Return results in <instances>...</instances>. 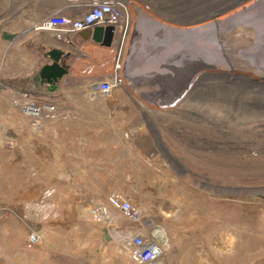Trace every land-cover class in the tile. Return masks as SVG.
Listing matches in <instances>:
<instances>
[{
    "label": "rangeland",
    "instance_id": "obj_1",
    "mask_svg": "<svg viewBox=\"0 0 264 264\" xmlns=\"http://www.w3.org/2000/svg\"><path fill=\"white\" fill-rule=\"evenodd\" d=\"M125 1L130 2L133 21L126 52L131 57L130 52L140 48L144 55L140 67L130 70L135 86L125 84L111 94L99 93L88 99L72 94L94 90L90 84L72 79L60 82L56 89L64 96L68 93L69 98L61 95L54 105L66 119L45 121L52 130L43 132L46 136L39 142V158L48 161L38 162L37 179L29 178V164L19 161L14 152L17 148L0 146V198L6 190L30 191L35 183L42 193L47 188L54 190L56 198L63 178L77 186V164L61 162L63 123L89 117L107 127L132 118L149 141V158L144 159L149 177L143 194L141 169L129 171L135 184L127 189L134 193H118L142 211L148 224L145 230L159 236L164 247L159 264H264V22H257L264 9L224 28L215 42L199 45L194 40L180 41L181 30L197 26L207 37L205 25L212 22L209 14L217 16L220 23L257 3L264 5V0ZM64 6V0L37 3L39 12ZM28 9L25 0H0V28L25 27L26 20L18 14ZM140 10L147 16L142 18L144 24L139 21ZM140 27L145 35L136 45L134 32ZM172 29L175 34L169 32ZM38 36L39 42L48 38L43 32ZM219 53L234 72L223 66ZM184 84V89L180 88ZM136 88L147 92L144 97L157 99L137 97L133 93ZM194 100L199 103L197 108L176 107L179 102ZM45 102L39 97V105ZM115 108L121 109L119 114ZM98 166L95 173L102 178V185L115 174L127 176L122 164ZM82 173L88 174L86 170ZM168 187L190 193L167 194ZM3 204L0 202V207ZM26 225L28 236L37 232ZM103 226L116 251L111 257L103 253V263L94 264H135L115 227Z\"/></svg>",
    "mask_w": 264,
    "mask_h": 264
},
{
    "label": "crops",
    "instance_id": "obj_2",
    "mask_svg": "<svg viewBox=\"0 0 264 264\" xmlns=\"http://www.w3.org/2000/svg\"><path fill=\"white\" fill-rule=\"evenodd\" d=\"M25 1L29 3V9L20 12L18 18L25 19L26 26L0 28V146L17 148L14 152L20 156L19 161L29 164L27 176L37 179L38 162L48 161L39 158V142L42 136H46L43 132L52 129L45 121L36 128L33 120L22 114L14 100L19 98L21 91L29 89L38 99L46 100V104H55L61 95L69 98L68 93L64 96L56 89L60 82L67 79L93 87L111 71L114 54L110 46L94 42L86 34L73 37L67 45L55 44L49 35L47 40L39 42L40 32L35 29L37 19L49 16L61 7L39 12L38 0ZM53 50L62 53L58 65L63 74L59 79L48 82L41 77V73L46 66L53 64L49 56ZM72 95L93 99L99 96V92L88 90ZM115 110L119 114L121 109ZM60 126L61 162L77 164V186L63 178L61 192L56 194V198L54 190L47 188L42 193L38 183L30 191L6 190L4 198H0V202L4 203L0 207V264L103 263V253L111 257L116 250L109 242L105 226H99L92 220L90 211L93 206L115 191L124 195L133 194L129 189L135 183L129 171L135 169L142 171L141 193H146L145 181L149 176L145 172L147 168L148 173L149 168L144 166V159L148 161L149 158V141L132 118L126 123L106 127L95 118L80 117L77 122ZM105 130L119 133L103 135L101 132ZM123 131L131 132V135H124ZM135 132L137 135L133 134ZM103 141L109 143L103 144ZM100 163L122 164L127 176L115 174L108 178L107 184L102 185V178L95 173ZM82 170L88 174L83 175ZM176 189L165 188V193H190L189 190ZM2 192L0 190V195ZM114 216L118 222L114 226L115 233L123 237L127 233L123 219L118 213ZM26 222L41 238L40 243L33 247L27 243L29 231Z\"/></svg>",
    "mask_w": 264,
    "mask_h": 264
},
{
    "label": "built area",
    "instance_id": "obj_3",
    "mask_svg": "<svg viewBox=\"0 0 264 264\" xmlns=\"http://www.w3.org/2000/svg\"><path fill=\"white\" fill-rule=\"evenodd\" d=\"M129 4L130 2L125 0H66L63 8L42 18L37 22L35 29L49 35L55 44L67 45L73 37L86 34L96 27L111 28L113 38L109 48L114 54L113 66L108 75L93 86L100 94L108 95L125 84L130 88L135 86L128 67L131 57L126 52L133 23ZM141 12L143 11L140 10ZM133 91L134 95L146 101L157 99L144 97L147 92L141 88ZM34 94L29 89L21 91L14 103L23 115L33 120L36 128L42 121H51L58 117L66 119V115L62 116L56 105L46 103L39 105L38 97ZM117 213L123 219V225L127 230L126 235L120 236L119 240L127 244L130 260L135 264H159L164 254L159 236L155 231L145 230L148 224L144 221L142 211L124 195L118 192L111 193L95 204L90 211L94 222L108 226L118 225L114 216ZM40 241L37 232L27 238L29 247L39 244Z\"/></svg>",
    "mask_w": 264,
    "mask_h": 264
},
{
    "label": "bare ground",
    "instance_id": "obj_4",
    "mask_svg": "<svg viewBox=\"0 0 264 264\" xmlns=\"http://www.w3.org/2000/svg\"><path fill=\"white\" fill-rule=\"evenodd\" d=\"M253 7V8H252ZM252 7H250V8H245L246 10L244 11V12H241V13H237L235 16H231L230 18H228V19H226L225 21H223V22H220L219 23V21L220 20H216L215 18L217 17V16H215V15H210L209 14V17L208 18H210V20H212V22L210 23V25H205V26H207L208 27V35H207V37H205V34H203L204 32H202V30L203 29H198V26L197 27H193V28H190V29H183V30H181V34H180V41L181 42H183V41H185L186 42V40L187 39H189V40H194V42L196 43V44H199V45H202L203 43L205 44L206 43V41H214L215 42V40H218V38H219V35H220V32L224 29V28H226V27H228V26H230V25H232L235 21H237V20H240V19H246V18H248L249 16H253L252 14H254V12L256 11V10H262V9H264V5H259V3H257L255 6H252ZM257 12V11H256ZM258 13V12H257ZM214 14V13H213ZM260 16V15H259ZM146 17V19H147V16H146V14L144 13V12H141V14H140V16H139V18L141 19V20H139L140 21V24H142L143 23V20L144 19H142V18H145ZM204 17H206V16H204ZM207 18V17H206ZM203 20H204V18H203ZM259 21H263L264 22V16L263 17H260L259 18V20L257 21V22H259ZM144 24V23H143ZM140 26V25H139ZM202 27V26H201ZM138 28V27H137ZM137 28H135L136 29V32H134V36L135 37H133V42L137 45V44H141V40H142V35H145L144 34V32H143V27H140V29H137ZM204 28V27H203ZM206 29V28H205ZM180 31V30H179ZM171 34H175L176 33V31L175 30H170L169 31ZM202 35H204V37L202 36ZM190 42H192V41H190ZM148 43V42H147ZM156 43V42H155ZM210 43V42H209ZM139 44V45H140ZM213 44V43H212ZM149 45V44H148ZM156 45H157V43H156ZM219 45V44H218ZM163 46V45H162ZM213 46V45H212ZM214 46H215V44H214ZM152 48V47H151ZM139 50H140V48H138ZM138 49L136 50V52L135 51H133L132 53H131V55L133 54V56H131V58H130V63H129V65H128V67H129V73H130V70L132 69V68H134V67H137V66H139L140 65V63H142V61H143V54H142V52H139L138 51ZM141 49H142V47H141ZM161 49H163V48H161ZM153 50V49H152ZM177 51V50H176ZM162 53V52H161ZM211 54V53H210ZM141 55H143V56H141ZM146 57V56H145ZM219 57H222V58H220V62H222V63H224V65L223 66H226V68H227V70H229L230 72H234L233 70V67H231L230 65H228L227 64V60H225V62H224V56H223V54H220L219 53ZM196 63V62H195ZM149 65H152L151 63L149 64ZM140 67V66H139ZM179 68V67H178ZM217 68V67H216ZM225 68V67H224ZM225 68V69H226ZM224 70V69H223ZM140 71V70H139ZM139 73V72H138ZM229 73V72H228ZM231 74V73H230ZM229 77V79H234V77L233 76H228ZM236 77V76H235ZM242 77V76H241ZM207 79V78H206ZM241 79V78H240ZM181 86H183V87H180V88H183L184 89V87H185V84L184 85H181ZM264 87V86H263ZM174 97V96H173ZM163 102H165V101H163ZM170 103V102H169ZM172 104V103H171ZM187 104H189V105H187ZM194 105H196V106H194ZM169 106V105H168ZM199 106V103H198V105H197V102L194 100V101H182V102H179V103H177L176 104V107H184V108H187V107H192V108H197ZM206 111V110H205ZM253 120H255V119H253ZM260 119H258V121H259ZM251 121H252V119H251ZM249 123V122H248ZM240 125V124H239ZM244 125V124H243ZM246 125V124H245ZM116 218V217H115Z\"/></svg>",
    "mask_w": 264,
    "mask_h": 264
},
{
    "label": "water",
    "instance_id": "obj_5",
    "mask_svg": "<svg viewBox=\"0 0 264 264\" xmlns=\"http://www.w3.org/2000/svg\"><path fill=\"white\" fill-rule=\"evenodd\" d=\"M86 35L91 36L94 42L101 43L106 47L110 46L113 38L111 28L104 29L102 27H96L92 31L87 32ZM49 56L51 57L53 64L51 66H46L41 73V77L46 78L48 82L59 79L63 74L62 68L58 65L62 53L57 50H53L49 53Z\"/></svg>",
    "mask_w": 264,
    "mask_h": 264
}]
</instances>
